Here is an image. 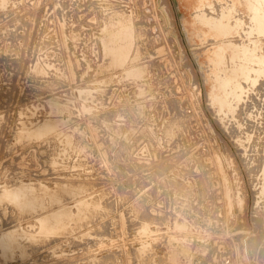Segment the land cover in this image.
<instances>
[{
  "label": "rangeland",
  "instance_id": "374dc122",
  "mask_svg": "<svg viewBox=\"0 0 264 264\" xmlns=\"http://www.w3.org/2000/svg\"><path fill=\"white\" fill-rule=\"evenodd\" d=\"M238 2L0 0V264H264V34Z\"/></svg>",
  "mask_w": 264,
  "mask_h": 264
},
{
  "label": "bare ground",
  "instance_id": "6f19581e",
  "mask_svg": "<svg viewBox=\"0 0 264 264\" xmlns=\"http://www.w3.org/2000/svg\"><path fill=\"white\" fill-rule=\"evenodd\" d=\"M198 1H199V0H198ZM232 1H233L235 4H238V5L241 7L242 10H246V9H248V7H249L248 3H246V2H245L244 4H239L238 0H232ZM222 2H223V1H222ZM242 2H243V1H242ZM249 2H251V1H249ZM196 3H197V0H195V5H196ZM225 3H226V2H225ZM207 4H208V3H207ZM211 4H212V3H211ZM250 4H251V3H250ZM252 4H254V7L252 6L253 8H251V6H250V9H252L253 12H251V10H250L251 14H249V16L252 15V13H253V15H254L253 17H254V19H255L256 22H257V27H254V28H257L256 30H257L258 34H260V36H261V34H262V35L264 34V0H252ZM213 5H214V4H213ZM217 5H218V4H217ZM215 6H216V5H215ZM218 6H219V5H218ZM221 6H224V5H221ZM256 6H259L260 9L262 10V16H260V15H261L260 10H259V8H257ZM200 7H201V6H200ZM206 7H207V6H206ZM216 7H217V6H216ZM225 7H226V6H225ZM234 7H235V6H234ZM198 8H199V7H198ZM220 8H221V7H220ZM220 8H219V9H220ZM195 9H196V8H195ZM195 9H194V10H195ZM222 9H223V8H222ZM198 10H199V9H198ZM198 10H196V11H198ZM200 10H201V8H200ZM220 10H221V9H220ZM225 10H226V9H225ZM228 10H229V9H228ZM205 11H206V13H207L208 10L205 9ZM215 11H216V9H215ZM215 11L213 12L214 15H215V13H217V12H215ZM200 12H201V11H200ZM200 12H199V13H200ZM218 12H219V11H218ZM195 13H196V12H195ZM202 13H203V11H202ZM231 13H232V12H231ZM118 14H119V13H116L115 16L118 17V16H117ZM203 14H204V13H203ZM221 14H222V13H221ZM223 14H224V13H223ZM225 14H226V13H225ZM193 15H194V14H193ZM193 15H192V16H193ZM207 15H210L209 12H208V14H206V17H207ZM214 15H213V16H214ZM216 15H217V14H216ZM230 15L232 16V14H230ZM122 16H124V14H123ZM199 16H200V15H199ZM201 16H202V15H201ZM218 16H219V15H218ZM220 16H222V15H220ZM224 16H225V15H224ZM224 16H223V17H224ZM231 16H229V18H230ZM233 16H234V15H233ZM233 16H232V17H233ZM125 17L127 18V15H126ZM125 17H121V18L123 19V21L130 19L129 17H128L127 19H125ZM204 17H205V15H204ZM204 17H203V18H204ZM211 17H212V16H211ZM118 18H119V20L121 19V18H120V15H119ZM118 18H116V19H118ZM208 18H210V17L208 16ZM214 18H215V16H214ZM217 18H218V17H217ZM221 18H222V17H221ZM226 18L228 19V17H226ZM249 18H250V17H249ZM122 19H121V21H122ZM124 19H125V20H124ZM111 20H112V19H111ZM114 20H115V19H113L112 21H114ZM119 20H118V22H119V24H121L123 21L121 22V21H119ZM216 20H217V19H216ZM224 20H225V19H224ZM229 20H230V19H229ZM232 20H233V18H232ZM232 20H231L230 22H232ZM128 21H129V20H128ZM128 21H126V22H128ZM130 21L132 22V20H130ZM203 21H204V20H203ZM208 21H209V20H208ZM217 21H218V20H217ZM248 21H249V20H248ZM253 21H254V20H253ZM116 22H117V21H116ZM118 22H117V23H118ZM126 22H125V23H126ZM131 22H129V23H131ZM210 22H211V21H210ZM219 22H220V21H219ZM221 22H222V21H221ZM256 22H255V23H256ZM111 23H112V22H111ZM198 23H199V22H198ZM206 23H208V22H206ZM247 23H248V22H247ZM247 23H246V24H247ZM112 24H113V23H112ZM122 24H123V23H122ZM209 24H210V23H209ZM226 24H227V21H226ZM226 24H225V25H226ZM228 24H229V23H228ZM232 24H233V23H231V25H232ZM244 24H245V23H244ZM250 24H251V23H250ZM113 25H115L114 27H117L116 24H115V22H114ZM123 25H124V24H123ZM123 25H121V27H122ZM195 25H196V24H195ZM200 25H201V24H200ZM225 25H224V26H225ZM233 25H234V24H233ZM247 25H248V24H247ZM253 25H254V24H253ZM253 25H251V26H253ZM255 25H256V24H255ZM118 26H119V25H118ZM132 26H133V23H132ZM213 26H214V25H213ZM216 26H218V24H217ZM234 26H236V24H235ZM109 27H110V26H109ZM109 27H107V28H109ZM124 27H125V25L123 26V28H124ZM127 27L129 28V30L131 29L130 26H129V24H128ZM198 27H199V26H198ZM206 27H207V26H206ZM248 27H249V26H248ZM128 28L125 29V31L128 30ZM133 28H134V26H133ZM195 28H196V27H195ZM202 28H203V27H202ZM202 28H201V29H202ZM208 28H211V26H210V27L208 26ZM226 28H227V27H226ZM235 28H236V27H235ZM254 28H253V29H254ZM109 29H111V28H109ZM115 29L117 30L118 27L115 28ZM134 29H135V28H134ZM196 29H199V28H196ZM196 29H195V31H196ZM206 29H207V28H206ZM232 29H233V28H232ZM248 29H249V28H248ZM251 29H252V28H251ZM112 30H113V29H111L110 32H112ZM123 30H124V29H123ZM243 30H244V29H243ZM256 30H255V32H256ZM125 31H124V32H125ZM132 31L134 32V31H136V29H135V30H132V29H131V32L129 31V34H128L129 37L132 36V34H133ZM199 31H200V29H199ZM201 31H202V30H201ZM210 31H211V30H210ZM116 32H117V31H116ZM116 32H115V33H116ZM118 32H119V30H118ZM122 32H123V31H122ZM122 32H121V33L119 32V33L122 34ZM124 32H123V33H124ZM126 32H127V31H126ZM126 32H125V34H126ZM139 32H140V31H139ZM139 32H138V33H139ZM143 32H144V31L141 30V33H142V34H143ZM235 32H236V31H235ZM246 32H247V31H246ZM246 32H245V34H247ZM251 32H253V31H251ZM108 33H109V32H108ZM112 33H113V32H112ZM119 33H118V34H119ZM141 33H140V34L135 33V34L138 36V35H141ZM195 33H196V32H195ZM204 33H205V32H204ZM207 33H209V31H208ZM236 33H238V32H236ZM242 33H244V32H242ZM109 34H110V33H109ZM109 34H108V35H109ZM120 34H119V35H120ZM130 34H131V35H130ZM144 34H145V33H144ZM148 34H149V33H148ZM227 34H229L228 30H226V29L223 28V27H219V28H217V29L214 30V36H213V37L216 36V37H218L217 39L219 40L221 37H223L224 35H227ZM232 34H233V32H232ZM232 34H231V35H232ZM238 34H239V33H238ZM245 34H244V35H245ZM248 34H250V33H248ZM122 35H123V34H122ZM195 35H196V34H195ZM199 35H200V34H199ZM210 35H211V34H210ZM235 35H236V34H235ZM235 35H234V36H235ZM250 35H251V34H250ZM250 35H249V36H250ZM253 35H254V34H253ZM256 35H257V34H256ZM111 36H115V35L113 34V35H111ZM116 36H117V35H116ZM137 36H136V38H135V37H134V38L137 39ZM144 36H145V35H144ZM147 36H148V35H147ZM208 36H209V35H208ZM236 36H237V35H236ZM236 36L234 37L235 40H236ZM241 36H243V35H241ZM241 36H240V37H241ZM246 36H247V35H246ZM258 36H259V35H258ZM258 36H255V37H258ZM109 37H110V36H109ZM117 37H118V39L120 38L119 36H117ZM138 37H139V36H138ZM201 37H202V36H201ZM238 37H239V36H238ZM243 37H244V36H243ZM243 37H241V40L244 39ZM263 37H264V36H263ZM263 37H262V38H263ZM114 38H115V37H114ZM131 38H132V39H131V42L133 43V41H132V40H133V37H131ZM145 38H147V37H145ZM198 38H199V37H198ZM202 38H203V37H202ZM223 38H224V37H223ZM227 38H229V37H226V39H225V38H224V39L227 40ZM245 38H246V37H245ZM251 38H252V37H251ZM262 38H261V39H262ZM110 39H111V38H110ZM120 39H121V38H120ZM124 39H125V38H124ZM149 39H150V38H149ZM200 39H201V38H200ZM210 39H211V37H210ZM237 39H238V38H237ZM254 39H255V38H254V36H253V40H254ZM126 40H128V39H126ZM202 40H203V39H202ZM206 40H207V37H206ZM222 40H223V39L221 38V40H219V42L222 41ZM225 40H224V41H225ZM253 40H252V41H253ZM110 41H111V40H110ZM112 41L116 42L115 40H112ZM112 41H111V43H112ZM120 41L122 42L123 40H120ZM124 41H125V40H124ZM128 41H130V39H129ZM203 41H204V40H203ZM211 41H212V39H211ZM211 41H208V42H211ZM224 41H223V42H224ZM228 41H230L231 43H234V41H232V38H230V40H228ZM238 41H239V42H237V43L239 44V46H238L237 43H236V44H237V46H238V48H239V47H240V40H238ZM243 41H244V40H243ZM243 41H242V42H243ZM246 41H247V38H246ZM248 41H249V40H248ZM248 41H247V42H248ZM254 41H255V40H254ZM256 41H257V39H256ZM256 41H255V42H256ZM259 41H260V40H259ZM263 41H264V40H263ZM149 42H150V41H149ZM215 42H216V41H215ZM223 42H222V43H223ZM225 42H226V41H225ZM225 42H224V43H225ZM255 42H254V44H255ZM257 42H258V41H257ZM128 43H130V42H128ZM134 43H135V42H134ZM245 43H246V42H245ZM248 43H249V42H248ZM248 43H247V44H248ZM118 44H119V42H117V45H118ZM123 44L126 45V44H127V41H126V44H125V42H124V43H121V46H122V47H123ZM211 44H212V46L214 47L213 41H212ZM236 44H235V45H236ZM256 44H257V43H256ZM256 44H255V45H256ZM260 44H261V43H260ZM260 44H259V45H260ZM113 45H115V43H114ZM215 45H216V44H215ZM242 45H244V47L246 46V44H244V42L242 43ZM242 45H241V46H242ZM111 46H112V45H111ZM126 46H127V45H126ZM128 46H129V44H128ZM133 46H134V45H133ZM133 46H131V47H133ZM203 46H204V45H203ZM220 46H222V45H220ZM262 46H263V45H262ZM262 46H259V48L262 47ZM112 47H113V46H112ZM117 47H118V46H117ZM119 47H120V46H119ZM134 47H135V46H134ZM215 47H216V46H215ZM248 47H250V46L248 45ZM248 47H247V48H248ZM114 48H115V46H114ZM123 48H124V49H127V51H128V48H127V47L125 48V46H124ZM123 48H122V49H123ZM129 48H130V46H129ZM210 48H211V47H210ZM210 48H209V49H210ZM217 48H218V47H217ZM221 48H222V47H221ZM223 48H224L225 50H227V51H233V46H232V44H229L228 42L224 44ZM223 48H222V49H223ZM235 48H236V47H235ZM245 48H246V47H245ZM253 48H254V47H253ZM253 48L251 47V49H253ZM255 48H257V46H255ZM255 48H254V49H255ZM117 49H120V48H117ZM132 49H133V48H132ZM212 49H213V48H212ZM222 49H220V50H222ZM224 49H223V50H224ZM110 50H111V48H110ZM129 50L131 51V48H130ZM217 50H218V52H219V49H217ZM237 50H238V49H237ZM239 50H240V49H239ZM239 50H238V51H239ZM256 50H257V49H256ZM256 50H255V52H256ZM130 51H129V53H130ZM205 51H206V50H205ZM214 51H215V49H214ZM253 51H254V50H253ZM257 51H258V50H257ZM112 52L114 53V49L112 50ZM118 52H119V51H118ZM118 52H117V53H118ZM207 52H208V50H207ZM210 52H211V51H210ZM222 52H223V51H222ZM234 52H235V51H234ZM251 52H252V50H251ZM251 52H250V53H251ZM255 52H254V53H255ZM125 53H126V52H125ZM211 53H215V52H211ZM224 53H225V52L222 53V56L224 55ZM230 53H231V52H230ZM121 54H122V53H121ZM127 54H128V53H127ZM228 54H229V53H228ZM235 54H236V53H235ZM244 54H245V52H244ZM246 54H247V53H246ZM255 54H256V53H255ZM255 54H254V56H255ZM258 54H259V53L256 54L257 57H258ZM260 54H261V53H260ZM115 55H116V53H115ZM119 55H120V54H118L117 57H119V60H122V58H121L122 56H121V55L119 56ZM128 55H129V54H128ZM209 55H210V53H209ZM209 55H208V57H206V58H209ZM219 55H221V52L219 53ZM231 55H232V54H231ZM238 55H239V54H238ZM247 55H248V54H247ZM247 55H246V56H247ZM123 56H124V54H123ZM210 56H211V55H210ZM242 56H243V54H242ZM242 56H241V57H242ZM244 56H245V55H244ZM260 56H261V55H260ZM262 56H263V54H262ZM125 57H126L125 59L127 60V58H128L127 55H125ZM235 57H236V56H235ZM250 57H251V56H250ZM252 57H253V56H252ZM263 57H264V56H263ZM115 58H116V57H115ZM222 58H223V57H222ZM239 58H240V57H239ZM242 58H243V57H242ZM260 58H261V57H260ZM260 58H259V59H260ZM112 59H114V58H112ZM112 59H111V60H112ZM128 59H129V58H128ZM210 59H211V57H210ZM213 59H214V65L216 64V62H219V60H220V56H219V60H218V53H216V54H214V55L212 56L211 62H213V61H212ZM226 59H227V58H226ZM119 60H117V61H119ZM207 60H208V59H207ZM215 60H218V61L215 62ZM234 60H235V58H234ZM253 60H254V58H253ZM253 60H252V62H253ZM255 60H256V59H255ZM114 61H116V60H112L111 62H114ZM221 61H225V62H226V60H221ZM221 61H220V63H218V66H216V67H219V66H220L219 64L222 63ZM231 61H232V60H231ZM231 61H230V62H231ZM235 61H236V60H235ZM237 61H238V59H237ZM237 61H236V62H237ZM239 61H240V60H239ZM243 61H244V60H243ZM256 61H257V60H256ZM206 62H207V61H206ZM209 62H210V61H209ZM225 62H224V63H225ZM227 62H228V61H227ZM254 63H256V62H254ZM207 64H208V63H207ZM209 64H211V63H209ZM236 64H237V63H236ZM245 64H246V63H245ZM211 65H213V64H211ZM227 65H228V63H227ZM239 65H240V64H238L237 66L239 67ZM248 65H249L248 68H250V64H248ZM207 66H208V65H207ZM224 66H225V64H223V66H222L221 68H223ZM231 66H232V65H231ZM237 66H236V67H237ZM210 67H211V66H210ZM214 67H215V66H214ZM226 67H227V66H226ZM228 67H229V66H228ZM131 68H132V67H131ZM224 68H225V67H224ZM231 68H232V67H231ZM251 68H252V66H251ZM256 68H257V67H256ZM256 68H254V69L256 70ZM260 68H261V67H260ZM126 69H128V68H126ZM126 69H125V70H126ZM208 69H209V68L207 67V71H208ZM216 69H217V68H216ZM219 69H220V68H219ZM219 69H217V70H219ZM235 69H236V68H234V70H235ZM243 69H244V67H243ZM243 69H240V70H243ZM125 70H123V71H125ZM212 70H213V69H212ZM223 70H224V69H223ZM246 70H247V69H246ZM257 70H259V69H257ZM238 71H239V70H237V72H238ZM252 71H254V70L252 69ZM127 72H128V71H127ZM131 72H132V71H131ZM211 72H212V71H211ZM214 72H215V71H214ZM214 72H213V73H214ZM225 72H226V71H225ZM225 72H222V75H221L220 73H216V72H215V74H213V73H210V74H211V75L213 74V76L216 75V74H220L221 76H223ZM228 72H229V70H228ZM231 72H232V71H231ZM231 72H230V73H231ZM239 72H240V71H239ZM255 72H256V71H255ZM123 73H124V72H123ZM240 73H242V72H240ZM244 73H245V72H244ZM244 73L242 74L241 79H245V80H246V79H247V74H244ZM256 73H257V72H256ZM127 74H128V73H127ZM131 74H132V73L128 74V76H131ZM228 74H229V73H228ZM124 75H125V74H124ZM261 75H264V74H261ZM208 76H209V75H208ZM224 76H225V75H224ZM229 76L232 77L233 74H229ZM209 77H210V76H209ZM248 77H249V76H248ZM254 77H256V76H254ZM221 78H223V77H221ZM225 78H226V77H225ZM237 78H238V76H237ZM249 78H250V77H249ZM249 78H248V79H249ZM251 78H252V77H251ZM261 78H262V77H261ZM211 79H212V77H211ZM216 79H217V78H216ZM216 79H215V80H216ZM241 79H239V80L241 81ZM213 80H214V79H213ZM213 80H212V81H213ZM218 80L221 81L220 76H219V79H218ZM231 80H232V79H231ZM233 80H234V79H233ZM220 81H219V82H220ZM227 81H228V80H227ZM229 81H230V80H229ZM237 81H238V80H237ZM242 82H243V80H242ZM244 82H246V81H244ZM252 82H253V81H252ZM237 83H239V82H237ZM247 83L249 84V86L251 85L248 81H247ZM212 84H213V83H212ZM215 84H216V82H215ZM223 84H224V83H223ZM228 84H229V82H228ZM232 84L234 85L233 82H232ZM232 84H231L230 89L232 88ZM241 84H242V83H241ZM243 84H244V83H243ZM248 84H247V85H248ZM225 85H226V84H225ZM225 85H223V86H225ZM247 85H246V87H249V86H247ZM217 86H218V85H215L216 88H218ZM228 86H229V85H228ZM242 86H243V85H242ZM244 86H245V85H244ZM252 86H253V85H252ZM255 86H256V85H255ZM234 87H235V86H234ZM234 87H233V88H234ZM212 88H213V87H212ZM220 88H221V85H220V87H219V90H220ZM228 88H229V87H228ZM239 88H240V87H239ZM225 90H226V89H225ZM225 90H223V93L229 91L228 89H227L228 91H225ZM235 90H236V88H235ZM249 90H251V87L249 88ZM245 91H246V90H245ZM217 92H218V91H217ZM236 92H237V91H236ZM243 92H244V91H243ZM234 93H235V92H234ZM224 94H225V93H224ZM227 94H228V93H227ZM244 94H246V92H244ZM222 95H223V94H221V96H222ZM215 96H216V95H215ZM221 96H220V98H222ZM242 96H243V95H242ZM251 96H252V95H251ZM228 97H229V95H228ZM230 97H231V96H230ZM230 97H229V98H230ZM235 97H236V93H235ZM254 97H255V96H254ZM209 98H210V97H209ZM226 99H227V97H226ZM242 99H243V98H242ZM233 100H234V98H233ZM212 101H213V98H212L211 102H212ZM220 101H221V100H220ZM229 101H230V100H228V102H229ZM257 102H258V101H256L255 103H257ZM217 103H218V101H217ZM229 103H230V102H229ZM229 103H228V104H229ZM255 103L253 102V105H254ZM225 104H226V103H225ZM225 104H224L223 106H227V105H225ZM52 105H53V104H52ZM54 105H55V104H54ZM213 105H214V104H213ZM220 105H221V104H220ZM215 106H216V105H215ZM216 107H217V106H216ZM218 107H219V105H218ZM211 108H212V107H211ZM251 108H252V107H251ZM219 109H220V108H219ZM228 109H229V107H228ZM215 110H216V109H215ZM226 110H227V109H225V111L223 110V113L226 112ZM221 111H222V109H221ZM229 111H230V109L228 110V112H229ZM217 112H218V111H217ZM226 113H227V112H226ZM224 114H225V113H224ZM239 114H240V113H239ZM226 115H227V114H226ZM230 115H231V114H230ZM222 117H223V116H221V118H222ZM225 117H226V116H225ZM227 120H228V119H227ZM237 120H238V119H237ZM228 122H229V121H228ZM228 122H227V123H228ZM231 122H232V121H231ZM228 125H229V124H228ZM231 125H232V124H231ZM232 126H233V125H232ZM232 126H231V127H232ZM250 126H251V125H250ZM253 126H254V125H253ZM253 128H254V127H253ZM256 129H257V128H256ZM231 130H232V129H231ZM252 130H253V129H252ZM235 131H236V130H235ZM231 133H232V132H231ZM253 133H254V132H253ZM258 133H259V132H258ZM234 134H235V132H234ZM235 135H236V134H235ZM235 135H234V137H235ZM231 137H232V136H231ZM235 138H236V137H235ZM261 140H262V139H261ZM244 144H245V143H244ZM258 144H259V143H258ZM240 148H241V147H240ZM262 148H263V147H262ZM258 152H259V151H258ZM247 156H248V155H247ZM244 158H245V157H244ZM242 159H243V157H242ZM258 159H259V157H258ZM244 160H245V159H244ZM255 160H256V159H255ZM246 162H248V161L246 160ZM243 163H244V162H243ZM248 163H249V162H248ZM244 165H245V164H244ZM260 165H261V164H260ZM237 166H238V165H237ZM253 168H254V167H253ZM235 169H237V168H235ZM244 169H245V168H244ZM251 173H252V172H251ZM253 173H254V172H253ZM259 174H260V173H259ZM256 178H257V177H256ZM260 182H261V181H260ZM253 183H254V182H253ZM254 185H255V184H254ZM23 193H24V192H23L22 189H18V190H16V191H13V192L9 193V195L11 196V198H12L13 200L16 201L17 199H19L20 197H22V196L24 195ZM237 194H238V193H237ZM24 197H25V196H24ZM239 198H240V197H238V199H239ZM255 198H256V197H255ZM259 198H261V197H259ZM262 199H263V198H262ZM263 200H264V199H263ZM85 201H86V200H85ZM238 201H239V200H238ZM79 202H80V201H79ZM239 202H240V201H239ZM80 203L82 204V202H80ZM80 203H79V204H80ZM83 203H84V200H83ZM241 203H242V201H241ZM81 204H80V205H81ZM263 204H264V203H263ZM255 205H256V204H255ZM77 206H78V205H77ZM261 206H262V205H261ZM256 209H257V208H256ZM256 211H257V210H256ZM260 213H261V212H260ZM142 214H143V213H142ZM260 215H261V214H260ZM252 216H253V215H252ZM262 217H263V215H262ZM252 219H253V217H252ZM257 219H258V216H257L256 220H257ZM253 220H254V219H253ZM256 220H255V221H256ZM260 220H261V218H260ZM261 221H262V220H261ZM262 222H263V221H262ZM259 223H260V222H259ZM255 225H256V224H255ZM31 226H32V225H31ZM143 226H144V227H143V230L148 229L146 225H143ZM257 226H258V224L256 225V227H257ZM259 226H260V225H259ZM260 227H261V226H260ZM260 227H259V228H260ZM263 227H264V226H262V230H264ZM254 229H255V228H254ZM256 229H257V228H256ZM260 229H261V228H260ZM260 229H259V230H260ZM259 230H258V231H259ZM259 232H260V231H259ZM261 232H262V231H261ZM256 233H257V231H256ZM262 233H263V232H262ZM260 234H261V233H260ZM21 236H22V235H20V234L17 232V230H14V231H12V232H5V233L3 232V234H1V237H0V248L2 249V253L6 254V253H8V251H12L13 248H15V247H14V246H15V243L18 242V241L20 240L19 237L21 238ZM260 236L264 238V235H259V237H260ZM181 237H182V236H181ZM256 237H257V236H256ZM263 238H261L260 241L263 240ZM182 239H183V238H182ZM252 239H253V238H252ZM258 239H259V238H258ZM185 240H186V239H185ZM185 240H184V241H185ZM253 240H254V239H253ZM256 240H257V239H256ZM174 241H175V240H174ZM257 242H258V241H257ZM255 243H256V242H255ZM261 243H262V241H261ZM252 245H253V244H252ZM256 245H257V243H256ZM248 246H249V245H248ZM251 248H252V247H251ZM249 249H250V248H249ZM252 249L255 250L256 248H252ZM260 249H261V248H260ZM260 249H259V250H260ZM262 249H263V248H262ZM263 250H264V249H263ZM261 253H262V252H261Z\"/></svg>",
  "mask_w": 264,
  "mask_h": 264
}]
</instances>
